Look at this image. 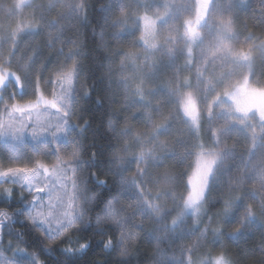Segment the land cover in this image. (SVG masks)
I'll use <instances>...</instances> for the list:
<instances>
[{"label": "trees", "instance_id": "1", "mask_svg": "<svg viewBox=\"0 0 264 264\" xmlns=\"http://www.w3.org/2000/svg\"><path fill=\"white\" fill-rule=\"evenodd\" d=\"M237 1L228 34L246 41L255 36L256 42L248 45L246 69L250 83L261 88L264 0ZM123 5L128 6L126 0H31L21 7L16 0H0L1 70L20 74L24 85L32 87L38 77L43 83L77 62L70 124L58 143L65 159L75 150L70 166L76 169L83 209L71 236L53 243L24 219L29 195L9 186L13 196L8 199L0 188V207L13 212L0 227V264H9V258L14 264H36L37 259L42 264H185L188 259L208 261L218 253L233 264H264V126L252 137L253 125L233 115L223 96L209 103L214 95L202 78L218 84L228 72L204 69L197 45L190 56L179 49L170 62H159L147 76L151 86L145 93L131 89L127 76L134 62L129 56L121 59L130 42L128 23L117 12ZM40 88L53 93L69 86ZM183 90L197 106V128L180 114ZM219 102L220 110L215 108ZM46 139L53 143L50 136ZM203 148L217 155L204 212L171 224ZM3 159L0 149V163ZM100 179L106 182L100 184ZM81 240L87 241L84 249L64 250L69 243L79 248ZM17 247L24 253L14 254L11 249Z\"/></svg>", "mask_w": 264, "mask_h": 264}, {"label": "rangeland", "instance_id": "2", "mask_svg": "<svg viewBox=\"0 0 264 264\" xmlns=\"http://www.w3.org/2000/svg\"><path fill=\"white\" fill-rule=\"evenodd\" d=\"M30 1L16 0V5L22 7ZM126 2L128 6L123 5L124 7L118 8L117 12L120 16H124L122 21L124 24L128 23L127 27L130 30L128 35L130 42L121 59L125 60L129 56L134 62L132 65L134 70H130L127 76L131 89H142V93H145L146 88L151 86V81L147 78L156 72L159 62L160 66L164 58L170 62L179 49L190 56L197 45L200 47L199 59L204 69L206 67L208 71L216 70V73L223 70L228 72L218 84H214L213 81L205 83L204 77L202 78L203 85L208 89L211 97L214 95L209 103L223 96L222 101L230 106L233 115L235 113L242 122L253 125L250 132L252 137L261 131V126H264V87L255 88L250 83V69H246V67L250 68V65L247 66L248 45L256 42L255 36L252 41H246L240 37L230 38L228 34L234 28L232 21L235 12L232 7L238 4L237 0H215V3L213 0H126ZM6 71L8 70L0 69V72ZM22 84L23 87L18 89L15 80L10 77L4 87L0 88V149L5 157L3 159L5 161L0 163V171H7L10 167H34L37 162L51 169L58 163L57 154L61 156L56 151L61 148L58 142L62 139V135L56 136L55 144H50L46 139L47 136L33 140L31 133L34 130L42 131V126L47 127L49 122L54 124L55 119L50 113L55 110L46 111V106L39 99L43 96L51 100L53 93L44 92L42 88L37 93L36 85L30 87L23 82ZM64 90L65 88H58L55 92L59 95ZM29 104L39 106L26 107ZM13 105L24 108V111L14 109ZM222 107L221 102L215 105L219 110ZM179 108L181 116L188 125L197 128L198 109L189 91H182ZM51 153L53 157L47 160L52 156ZM73 160V155L66 159L61 157L59 168L62 169V174L58 176L46 178L43 169H40L39 175L28 174L27 180L23 174L10 176L6 181L5 178L0 177V188L9 189V186H16L29 195L27 186L30 180L33 185L44 187L47 184L53 188L52 194L57 203L59 197H63L65 204L73 203L74 201L69 199L75 194L70 166ZM216 162L217 155L212 151L206 148L198 151L188 179L187 197L181 211L171 219V224H176L187 216L197 219L204 212V199ZM61 184L65 186L67 195L60 188ZM32 195H36L35 188L32 190ZM41 195H44L46 204L47 190ZM31 199L32 196L29 195V200ZM44 211L47 212V208ZM62 211L63 209H60V212ZM113 211L114 208L109 206L110 216L113 215ZM225 257L228 264H233L226 254ZM185 264H210V259L208 261L188 259Z\"/></svg>", "mask_w": 264, "mask_h": 264}, {"label": "snow or ice", "instance_id": "3", "mask_svg": "<svg viewBox=\"0 0 264 264\" xmlns=\"http://www.w3.org/2000/svg\"><path fill=\"white\" fill-rule=\"evenodd\" d=\"M10 63V62H9ZM77 71V62L75 60L72 61L71 64L67 65L66 69L59 70L55 72L51 77H49L48 80H45L43 83L40 80V77L37 78L35 84V91L39 93L41 85H53L59 83L63 87V85H68L69 88L67 90H64L61 94H57L55 90H53V99L48 100L44 98L43 96H40L39 99L43 101L45 107V110L48 109H54V112H51L50 115L55 119V123L49 122L47 127L42 126V131H36L34 130L31 133V137L33 140H36L43 136H50L51 140L53 141V144H55V138L59 135H67V129L70 124L69 119V112H68V104L71 103V85L73 84V79ZM12 78L15 80L16 87L18 89L23 87L22 84V77L20 74L16 73L14 74L12 71H6V72H0V88H3L6 82L9 80V78ZM55 77V79H53ZM86 95L88 93H85ZM38 104H29L26 107L29 108H37ZM13 108L23 112L24 108L13 105ZM39 118V113L37 114ZM53 128L55 131H53ZM83 128L77 129L82 130ZM59 152V149H57L56 153ZM75 150L73 151V157L75 158ZM92 156L94 157L95 154L93 153ZM57 161L58 163L56 165H53L50 169L48 166L37 162L34 167H17V168H8L7 171H0V177L5 178L4 181L7 180L10 176H16L23 174L25 179L27 180L28 174H31L33 176L40 174V169H43L44 176L51 177V176H58L59 174H62V169L59 168V162L61 161V156L57 154ZM73 177L72 179V186L75 190V194L69 199L71 201H74L73 203L65 204L63 197H59V202L57 203L55 198L53 197V188H50L49 185L45 184L44 187H39L36 185H33V183L29 180L28 181V192L29 195L32 196L31 200H27L26 203L28 204L27 209L24 211V219L27 220L30 224L38 225L37 231L42 237L45 239H48L50 242H59L62 238L65 236H71L73 229L76 228L82 214L83 209L81 208V205L79 202L80 195H79V188L76 183V169L75 167H72ZM96 178V174H92ZM98 183L104 184L106 181L103 179L97 180ZM35 188L36 195H32V190ZM60 188L64 190L65 195H67V190L63 184L60 185ZM47 190V196L48 200L45 204V197L44 195H41L42 193H45ZM3 196L7 197L8 199H11L13 196V189H5ZM20 196H23V191L21 192ZM47 208V212L44 211V209ZM60 209H63L62 212H60ZM13 215V212L10 214V210L6 207H0V227H2L5 223L11 220ZM101 218H97V223H100ZM55 222V226H53ZM110 237L108 238V241H110ZM106 246L108 242H105ZM11 244V242H10ZM69 247L64 248L67 252H77L81 249H84L87 246V241H79V248H73L71 243L68 244ZM14 254L15 253H24L22 249L19 247L15 249H11ZM33 257H35V253H31ZM9 264H14L13 258H9ZM36 264H42L41 261L38 259L36 260Z\"/></svg>", "mask_w": 264, "mask_h": 264}, {"label": "clouds", "instance_id": "4", "mask_svg": "<svg viewBox=\"0 0 264 264\" xmlns=\"http://www.w3.org/2000/svg\"><path fill=\"white\" fill-rule=\"evenodd\" d=\"M210 264H228V261L223 253H218L210 257Z\"/></svg>", "mask_w": 264, "mask_h": 264}]
</instances>
